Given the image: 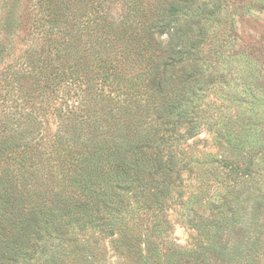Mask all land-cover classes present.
Listing matches in <instances>:
<instances>
[{
	"label": "trees",
	"instance_id": "trees-1",
	"mask_svg": "<svg viewBox=\"0 0 264 264\" xmlns=\"http://www.w3.org/2000/svg\"><path fill=\"white\" fill-rule=\"evenodd\" d=\"M107 2L37 0L35 12L27 9L40 41L19 56L23 68L7 67L0 88L3 106L16 104L0 118V264H26L72 232H111L126 213L150 215L162 229L166 207L182 197V171L205 164L180 157L172 144L181 127L192 137L210 121V107L199 102L205 89L197 88L205 74L184 57L156 54L157 41L133 23L136 10L115 18ZM38 110L57 121L53 133L33 117ZM225 141L252 158L264 151L263 136ZM260 198L241 228L233 221L205 228L202 250L229 247L224 255L234 264H263Z\"/></svg>",
	"mask_w": 264,
	"mask_h": 264
},
{
	"label": "rangeland",
	"instance_id": "rangeland-1",
	"mask_svg": "<svg viewBox=\"0 0 264 264\" xmlns=\"http://www.w3.org/2000/svg\"><path fill=\"white\" fill-rule=\"evenodd\" d=\"M130 8L136 10L133 23L140 35L148 32L157 41L156 54L184 57L193 72L205 74L206 82L197 88L205 89L199 102L210 107V121L192 137L181 127L172 142L180 157L195 156L205 164L192 174L182 171V197L166 207L164 228L150 215L126 213L111 232L69 233L67 241L52 240L26 264H217L218 255L234 264L235 256L224 255L229 247L217 255L202 250L204 229L229 221L241 228L253 200L264 201V151L252 158L225 141L264 137V0H110L105 9L122 18ZM27 9L35 12L37 0H0V46L6 47L0 55V88L7 67L23 68L17 66L19 56L33 39L40 41L33 37ZM6 105L0 100V118L16 108ZM32 114L49 134L56 130L54 117L42 110Z\"/></svg>",
	"mask_w": 264,
	"mask_h": 264
}]
</instances>
